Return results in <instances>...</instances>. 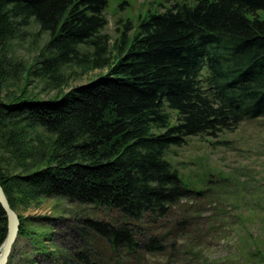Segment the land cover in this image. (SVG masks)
<instances>
[{
    "label": "trees",
    "instance_id": "1",
    "mask_svg": "<svg viewBox=\"0 0 264 264\" xmlns=\"http://www.w3.org/2000/svg\"><path fill=\"white\" fill-rule=\"evenodd\" d=\"M111 2L0 0V183L11 207L63 197L123 217L75 218L68 225L85 241L75 248L53 242L52 231L39 236L19 214L18 238L31 250L22 264H137L163 252L149 223L198 192L168 151L264 116V0L147 1L138 20L119 19L115 38L105 31ZM31 20L50 33L33 74L59 87L66 66L106 73L58 100L2 95L17 70L9 43ZM7 232L0 203V245ZM18 253L16 240L8 264Z\"/></svg>",
    "mask_w": 264,
    "mask_h": 264
},
{
    "label": "rangeland",
    "instance_id": "2",
    "mask_svg": "<svg viewBox=\"0 0 264 264\" xmlns=\"http://www.w3.org/2000/svg\"><path fill=\"white\" fill-rule=\"evenodd\" d=\"M147 1L157 4L156 0H112L105 31L115 38L117 27L122 26L117 24L119 19L138 20L148 8V4L143 6ZM49 38L50 33L40 32L39 24L31 20L10 41L8 56L17 63V70L6 81L2 95L10 92L20 99L58 100L71 88L106 73V68L85 71L66 66L62 86H52L46 77L32 73ZM166 157L179 169L183 182L198 192L172 205L167 216L149 223L153 232L162 235L166 249L142 253L137 264H264L255 247L264 252V116L243 121L216 137L191 136L187 143L172 146ZM18 214L29 217V229L39 236L52 231L53 242L75 248L85 243L79 225H68L75 218L123 219L119 210L71 204L63 197L43 198L41 204ZM39 236L34 239L45 243ZM27 245L29 240L17 238V264H22L24 251H31L25 250L30 249Z\"/></svg>",
    "mask_w": 264,
    "mask_h": 264
},
{
    "label": "water",
    "instance_id": "3",
    "mask_svg": "<svg viewBox=\"0 0 264 264\" xmlns=\"http://www.w3.org/2000/svg\"><path fill=\"white\" fill-rule=\"evenodd\" d=\"M0 203L6 211L8 218V232L4 242L0 245V264H8L13 246L18 238L20 229V217L7 198L3 186L0 183Z\"/></svg>",
    "mask_w": 264,
    "mask_h": 264
}]
</instances>
